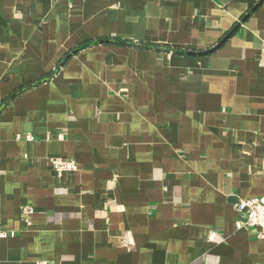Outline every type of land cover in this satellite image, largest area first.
Segmentation results:
<instances>
[{
    "label": "crops",
    "instance_id": "0c3cea01",
    "mask_svg": "<svg viewBox=\"0 0 264 264\" xmlns=\"http://www.w3.org/2000/svg\"><path fill=\"white\" fill-rule=\"evenodd\" d=\"M263 43L264 0H0V264H264Z\"/></svg>",
    "mask_w": 264,
    "mask_h": 264
},
{
    "label": "built area",
    "instance_id": "2783aa9c",
    "mask_svg": "<svg viewBox=\"0 0 264 264\" xmlns=\"http://www.w3.org/2000/svg\"><path fill=\"white\" fill-rule=\"evenodd\" d=\"M260 64L264 65V43L261 46L259 52ZM23 137L18 134L17 139ZM26 139L31 140L33 136L28 135ZM53 169L58 176H62L65 173L74 172L79 169L77 161L73 158L52 157L50 159ZM236 209L240 213H245L244 220L239 221L238 228L242 229L245 226L250 228H256V236L264 238V196L255 198H238L236 202ZM34 212L32 206H24L22 209V215L26 226L31 225V214ZM17 235L15 230L0 227V238L14 237ZM45 261H39L38 264H46Z\"/></svg>",
    "mask_w": 264,
    "mask_h": 264
}]
</instances>
